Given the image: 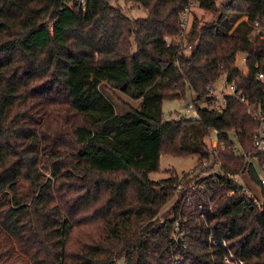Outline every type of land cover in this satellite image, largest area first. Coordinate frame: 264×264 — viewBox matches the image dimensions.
<instances>
[{"label": "trees", "instance_id": "1", "mask_svg": "<svg viewBox=\"0 0 264 264\" xmlns=\"http://www.w3.org/2000/svg\"><path fill=\"white\" fill-rule=\"evenodd\" d=\"M115 1L0 0V264H264V189L258 207L230 177L149 178L163 155L196 156L259 182L243 156L256 155L247 107L199 105L222 74L264 97L252 29L264 0H124L138 19ZM191 1L216 18L195 21L183 47L168 36ZM105 84L140 107L118 115ZM187 89L198 118L165 120Z\"/></svg>", "mask_w": 264, "mask_h": 264}, {"label": "rangeland", "instance_id": "2", "mask_svg": "<svg viewBox=\"0 0 264 264\" xmlns=\"http://www.w3.org/2000/svg\"><path fill=\"white\" fill-rule=\"evenodd\" d=\"M230 0H219L218 5L221 6L223 3L229 2ZM119 7H121L124 13L130 17L131 19L145 18L147 17V13L144 9L133 5L132 3H127L124 0H116L115 1ZM184 10V9H183ZM183 12V11H182ZM182 12L180 13V22L182 20ZM215 14L211 12H207L199 8L198 4H194V7L190 10V14L188 16L189 26L188 32L190 34L192 24L195 21L204 23L211 22L215 19ZM181 28V27H180ZM187 38H182L180 34L176 36H168V40L175 43H180L183 47L186 45ZM182 47V48H183ZM190 50V47H188ZM245 57V60L244 58ZM247 56L245 54H238L236 58V65L239 67L241 65L240 70L246 71L243 69L246 64ZM245 62V63H244ZM243 66V67H242ZM248 68V66L246 67ZM249 69V68H248ZM240 71V72H241ZM247 72V71H246ZM242 73V72H241ZM243 74V73H242ZM249 74V73H248ZM247 74V75H248ZM223 75V74H222ZM221 75V76H222ZM245 75V74H244ZM223 82V78L219 81V84ZM102 91L104 94L110 99L113 103L116 113L118 115H123L132 109H137L140 107V101L134 100L126 95H123L118 90L112 88L110 85H104L102 87ZM192 97L189 89L186 91L185 98L181 100H167L163 104V117L167 121L179 120V119H196L198 118V110L191 109L188 112V107L192 103ZM201 103V102H200ZM254 120V119H253ZM234 139V137H233ZM209 144H212V149H217V135L215 132L211 134V138ZM203 161H201L198 157H172L168 155H163L160 160V169L156 173H151L149 178L152 181L159 182L169 178L173 174H177L180 178L184 175L188 176V174H192V176L200 175L202 171H204V167L202 166ZM262 175L264 176V170H261ZM237 181L246 188V192L253 198H257L258 200H262L261 188L257 185L256 182L252 180L248 173L238 176ZM173 200L170 204L166 206L163 211V214H169L173 206ZM173 216H171L172 218ZM187 221V219H185Z\"/></svg>", "mask_w": 264, "mask_h": 264}, {"label": "built area", "instance_id": "3", "mask_svg": "<svg viewBox=\"0 0 264 264\" xmlns=\"http://www.w3.org/2000/svg\"><path fill=\"white\" fill-rule=\"evenodd\" d=\"M65 4L68 7H72L74 5L79 6L83 10L86 9L88 0H65ZM195 2H190V4L184 8L182 12V20L180 22V35L182 38H186L189 35L188 32V26H189V20L188 16L190 14V10L192 7H194ZM252 29L253 32L258 35L260 40H264V16L257 17L252 22ZM170 42V41H169ZM180 46L181 44L178 43ZM191 49V47H190ZM245 60V57H243ZM245 63V62H244ZM235 67L239 70L241 65L239 64V67L235 65ZM243 67V66H242ZM246 71H241L243 74L247 75L249 73V69L246 68ZM258 65H256V68ZM223 78V82L219 84V81ZM256 79L259 80L263 86H264V72H257L256 73ZM208 99H210V102L207 103H200L201 109H208V110H214L222 112L226 108V98L227 97H234L236 98L240 103L245 105L248 110V115L258 122V128L256 129L254 135H253V146H254V152L255 156L252 157L250 154L243 153V156L245 158L247 167L251 164L258 179L259 182L257 185L263 190L264 189V176L261 173V170H264V162L263 165H260L261 158L264 157V97L259 101L258 99H252L248 94L243 93L239 91L238 85L235 82H230L228 80V76L226 74H223L220 76L219 80L215 82L214 84L210 85L208 87ZM192 100H198L200 95L196 92L191 93ZM192 101V103L188 107V112L191 109H195V103ZM202 166L204 167V171H202L199 175V179L207 178L211 175L218 177V178H224V177H230L234 180H237L238 177L231 176L229 173H226L223 168L221 167V164H213L209 161H203ZM248 173V172H247ZM191 176L190 180L192 179ZM198 186H194L193 190L196 191ZM246 190V188H245ZM261 190V193H262ZM203 191V190H202ZM255 199V203L258 207H261L263 203V194H262V200ZM203 205H199V209L203 210ZM177 227H179V224H177ZM226 262L228 264L231 263V261L226 258ZM239 264H243V262H239Z\"/></svg>", "mask_w": 264, "mask_h": 264}, {"label": "water", "instance_id": "4", "mask_svg": "<svg viewBox=\"0 0 264 264\" xmlns=\"http://www.w3.org/2000/svg\"><path fill=\"white\" fill-rule=\"evenodd\" d=\"M242 189V187H240ZM180 242V241H179Z\"/></svg>", "mask_w": 264, "mask_h": 264}]
</instances>
